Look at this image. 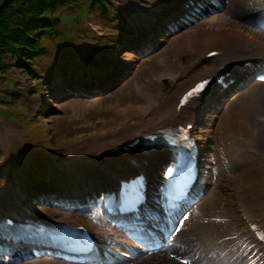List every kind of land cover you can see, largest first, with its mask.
Returning a JSON list of instances; mask_svg holds the SVG:
<instances>
[{"label": "rangeland", "instance_id": "rangeland-1", "mask_svg": "<svg viewBox=\"0 0 264 264\" xmlns=\"http://www.w3.org/2000/svg\"><path fill=\"white\" fill-rule=\"evenodd\" d=\"M139 1H113L116 4L114 15L109 16L106 21L100 18L97 11L85 19L78 17L75 9L65 12L66 17L59 25L64 39L56 44L66 50L58 51L54 44L40 64L49 70L61 60L62 54L68 53V66L95 68L98 61L108 57L109 49L104 45L105 38L114 39V35L120 33L115 28L116 25L121 22L133 25L141 22L161 2L145 0L148 4L141 5ZM123 13L128 18L126 21ZM211 14L199 15L198 22L164 39L158 50L138 64H132V61H137L134 55L121 54L122 46L116 45L119 41L113 42L110 52L118 50L123 65L133 66L129 78L105 94L63 99L52 97L51 103L55 105L48 110L42 108L41 103L47 99L50 86L36 84L18 68L7 69L3 76L5 80H12L13 84H0V99L3 102L0 111L3 112L4 121L0 127V170L5 172L0 179V206L4 208H1V212L5 211L4 201H11L12 196L15 199L13 188L21 190L19 177L22 173L18 171L19 168L34 171L40 167L43 172L52 169L53 173L56 169L64 176H81L90 169L91 166H85L93 158L86 151L101 133H107L110 128L118 125L123 127L118 131L120 133L128 125L157 115L159 108L170 102L175 91L186 81L216 68L214 64L206 67H197L195 64L206 49L228 46L232 35L251 38L264 48V34L248 23L255 22L257 17L264 14V0H225ZM243 19L245 21H241ZM82 29H88L89 34L80 35L79 31ZM79 45L83 49L78 50ZM8 59L9 55L6 60ZM75 59L79 62L74 61ZM170 74L184 76L175 85L177 89L164 86L163 80ZM33 88L39 91L36 92L38 95L29 97L17 93L18 89L29 92ZM9 93L16 94V100L12 101ZM148 105H151L150 108L144 111L143 107ZM41 110L42 117L34 125H27L26 122L32 119L33 113ZM259 115L264 117V87L245 88L230 99L215 124L209 122L211 129L201 130V140L213 141L211 160L215 182L205 200L188 212L184 223L173 236L174 253L167 255L172 258L169 264H232L230 258L225 262V256L219 254L226 250L241 253L237 254L238 259L243 257V261L237 260L239 264H264V259L260 255L256 256L257 253H243V245H250V239L242 232V222L235 207V201L240 199L250 215L259 218L264 226V122ZM21 130L38 149L30 150L40 153V156L27 155L25 150L29 147L24 146L17 136L22 134ZM128 155L131 154L123 153L124 157ZM96 160L98 159L95 158L94 162H98ZM24 201L28 209L16 204L23 211L32 212L34 218L48 217L54 222L77 219L74 214L62 213L54 207L36 206L28 197ZM236 234V240H228L225 245L220 243L227 247L225 250L214 251L217 242H225V238ZM159 253L155 255L158 256ZM148 258H143L136 264H157ZM21 264L56 263L50 259H37Z\"/></svg>", "mask_w": 264, "mask_h": 264}, {"label": "trees", "instance_id": "trees-1", "mask_svg": "<svg viewBox=\"0 0 264 264\" xmlns=\"http://www.w3.org/2000/svg\"><path fill=\"white\" fill-rule=\"evenodd\" d=\"M101 0H0V81L2 72L18 66L33 74L36 50L44 52L42 39L48 38L59 22L57 12L70 5L98 9L104 14ZM10 54V61H5Z\"/></svg>", "mask_w": 264, "mask_h": 264}, {"label": "bare ground", "instance_id": "bare-ground-1", "mask_svg": "<svg viewBox=\"0 0 264 264\" xmlns=\"http://www.w3.org/2000/svg\"><path fill=\"white\" fill-rule=\"evenodd\" d=\"M235 35L231 36L232 39L234 38ZM235 41L232 42V48H236V47H239L241 46V40H239L237 38H234ZM233 39V40H234ZM230 41V40H229ZM178 95L179 94H176L175 95V98L178 100ZM151 104V103H149ZM174 100L173 101H170L168 104H164V106L160 107L159 108V114L156 115V116H153V118H148L146 119L145 121H147L148 125H151L150 128H153V127H158V126H162V125H165V124H174L177 120L175 119V105H174ZM151 105H148V106H144L143 107V110L146 111L150 108ZM146 109V110H145ZM134 112H138V111H134ZM122 114V113H121ZM125 115V114H124ZM128 117V116H127ZM127 117H124L127 119ZM119 126V125H118ZM116 126V128H110L109 129V132L110 134L111 133H114V132H117V130L120 131V127ZM125 136L123 134H121L120 136V140L123 139ZM104 138V137H102ZM171 247L167 246L165 249H164V253H161L159 254V256L156 257V259L154 260L157 264H169V260L171 261V259L166 255V252L168 253H174V250H170ZM171 251V252H170Z\"/></svg>", "mask_w": 264, "mask_h": 264}]
</instances>
